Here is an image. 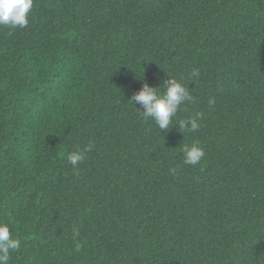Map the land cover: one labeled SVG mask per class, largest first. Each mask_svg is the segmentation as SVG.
I'll return each mask as SVG.
<instances>
[{"label": "trees", "instance_id": "16d2710c", "mask_svg": "<svg viewBox=\"0 0 264 264\" xmlns=\"http://www.w3.org/2000/svg\"><path fill=\"white\" fill-rule=\"evenodd\" d=\"M169 77L196 132L129 101ZM0 222L9 264H264V0H33L0 25Z\"/></svg>", "mask_w": 264, "mask_h": 264}, {"label": "clouds", "instance_id": "9594fccd", "mask_svg": "<svg viewBox=\"0 0 264 264\" xmlns=\"http://www.w3.org/2000/svg\"><path fill=\"white\" fill-rule=\"evenodd\" d=\"M32 7L33 0H0V25L10 29L27 27ZM199 75V70L194 69L190 80L195 82V78ZM189 89L188 84L186 85L174 77H169L163 84V91L159 90V86L154 88L145 82L129 101L135 107L139 105V109L136 107L139 113L145 119H152L160 131L169 130L178 125L179 131L182 133L196 132L200 127L201 113L173 123V118L176 117L181 105L194 102V97ZM214 103V100H209L210 105ZM91 150H93V145L89 144L83 150L76 147L68 154V162L72 165L73 170L78 169L84 161L85 152ZM181 153L183 163L192 166L200 164L205 156V150L198 141L184 144ZM170 171L174 174L176 169ZM78 235V229L73 228V238ZM20 246L21 240L11 235L9 225L0 222V264H9L10 253L18 251Z\"/></svg>", "mask_w": 264, "mask_h": 264}]
</instances>
